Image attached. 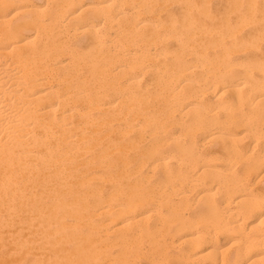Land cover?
<instances>
[{
	"label": "bare ground",
	"instance_id": "obj_1",
	"mask_svg": "<svg viewBox=\"0 0 264 264\" xmlns=\"http://www.w3.org/2000/svg\"><path fill=\"white\" fill-rule=\"evenodd\" d=\"M263 39L264 0H0V264H264Z\"/></svg>",
	"mask_w": 264,
	"mask_h": 264
},
{
	"label": "rangeland",
	"instance_id": "obj_2",
	"mask_svg": "<svg viewBox=\"0 0 264 264\" xmlns=\"http://www.w3.org/2000/svg\"><path fill=\"white\" fill-rule=\"evenodd\" d=\"M222 0H212V4H213V6L215 7V6H219L220 5V2H221ZM171 7H173V8H175L176 7V4H174V3H172V6ZM254 26L253 25H246L245 27H243L242 29V32L240 33V35H243L244 36V39L246 40V39H248V37H249V35L251 34V31H252V28H253ZM257 27V29L259 28V25H257L256 26ZM261 42V49L264 51V39L263 40H261L260 41ZM250 52H255V53H257V51H255V50H250ZM236 58V56H234V59ZM214 142H211L210 143V147L209 146H206L207 148H205L204 149V151H208L209 150V148H210V150L214 147V145H216L217 144V142H219L217 139H215V140H213ZM212 143H214V145L212 144ZM209 150V152H211ZM261 170H259V171H254L251 175H250V177H251V186H252V188L255 190V191H258V188L260 189V187L262 186V183H264V182H262V181H264V179L263 178H261V176H262V174H263V170L260 172ZM260 175V176H259ZM257 177L259 178V180L257 179ZM261 178V179H260ZM257 182H256V181ZM255 183V184H254ZM259 184H261V185H259ZM255 185V186H254ZM198 194V192H197V189L195 190V191H193L192 192V194H191V196H190V201H192V199H193V195H195V194ZM196 194V195H197ZM195 195V197H197ZM194 197V198H195ZM192 198V199H191ZM191 203H193L191 206L192 207H189L190 208V212L192 213L197 207H196V204L194 203V200L191 202ZM193 205H195V207H193ZM220 239H219V241L221 242V244H225V242L227 243V237L226 236H224V235H220V237H219ZM223 242V243H222ZM226 245V244H225Z\"/></svg>",
	"mask_w": 264,
	"mask_h": 264
}]
</instances>
